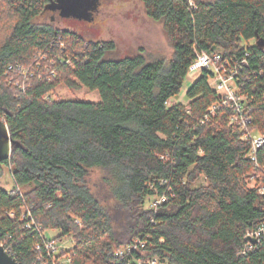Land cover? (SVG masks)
Instances as JSON below:
<instances>
[{
    "label": "trees",
    "instance_id": "obj_1",
    "mask_svg": "<svg viewBox=\"0 0 264 264\" xmlns=\"http://www.w3.org/2000/svg\"><path fill=\"white\" fill-rule=\"evenodd\" d=\"M141 1L164 25L169 62L115 60L113 43L37 23L57 0H0V119L19 144L0 164V244L18 264L35 261L38 226L57 232L51 239L58 243L72 239L58 256L68 264H125L116 250L136 239L147 242L137 258L157 256L162 264H264V236L245 252L247 233L264 227V147L251 160L252 146L230 125L228 108L201 123L219 100L207 73L187 91V104L168 105L185 89L195 49L247 58L239 94L250 129L264 135V48L257 45L264 0ZM61 83L98 91L102 100H48ZM93 169L106 173L115 210L87 186ZM7 172L10 191L1 184ZM201 178L206 185L195 188ZM155 196L168 201L145 208ZM25 210L36 227H27Z\"/></svg>",
    "mask_w": 264,
    "mask_h": 264
},
{
    "label": "rangeland",
    "instance_id": "obj_2",
    "mask_svg": "<svg viewBox=\"0 0 264 264\" xmlns=\"http://www.w3.org/2000/svg\"><path fill=\"white\" fill-rule=\"evenodd\" d=\"M36 22L51 25L61 31L75 32L88 42L113 43L114 50L108 56L115 60L144 55L148 62L160 59L169 62L174 57L173 46L164 25L149 18L141 0H98L87 18L62 16L59 10L52 8L37 18ZM186 91L187 88L184 89L182 95L170 100L168 105L187 104ZM46 98L48 100L67 99L92 103H98L102 100L98 91H89L85 87L71 89L64 83H61ZM105 177V172L93 169L86 179L87 186L99 199L107 198L106 203H103L104 206L110 210H115L117 203L105 185ZM1 184L5 190H12L14 184L8 172ZM254 184V181L250 180V187ZM204 185H206V181L201 178L194 187ZM157 200H159L157 196L147 198L145 208H151ZM46 235L53 238L58 233L47 231ZM62 245L68 249L73 245V241L67 238L62 242Z\"/></svg>",
    "mask_w": 264,
    "mask_h": 264
},
{
    "label": "built area",
    "instance_id": "obj_3",
    "mask_svg": "<svg viewBox=\"0 0 264 264\" xmlns=\"http://www.w3.org/2000/svg\"><path fill=\"white\" fill-rule=\"evenodd\" d=\"M189 4L192 8H196L192 1H190ZM195 55L196 58L188 70L186 86L187 84L192 86L204 73H207L209 85L219 97L218 102L211 106L204 118L201 120V123L205 124L210 120V118L216 117L219 110L222 108H228L231 110L232 114L230 116L229 123L231 126L237 127L242 131L243 140L249 142L252 146L250 158L251 160L256 161L258 151L264 147V135L257 134L250 129L252 118L247 115L244 103L246 98L245 96L239 94V69L241 66L247 65V58H243L242 61L224 59L220 53H207L197 49H195ZM246 56L248 57L249 54ZM18 70H22V73L25 76L28 74V71L22 69L21 67H18ZM260 75L264 76V72H260ZM190 81H192V83H190ZM252 180L254 181V179ZM259 194L264 196V185L259 188ZM158 199L159 200L156 201L154 206L161 205L168 201L165 196L158 197ZM9 217L15 220L16 214L10 213ZM26 218L32 220V222H29L27 225L29 229H32V226H35V223L29 210H25L23 213L22 219L25 220ZM36 229L40 234L42 243L38 244L36 247L38 254L32 264H68L71 262V258L63 260L58 259L60 250L66 249L62 243H58L47 237L41 227L38 226ZM263 236L264 227L258 229L257 231L248 232L246 239L249 242L246 245L245 252L255 250V245L258 243L261 244ZM252 240H254L255 243H253ZM0 247H3L11 255L4 242L0 244ZM146 247V241L136 239L133 245L117 249L115 258L120 263L125 264H162L160 258L157 256L146 259L137 258L136 253L142 251ZM71 248L72 247L68 249Z\"/></svg>",
    "mask_w": 264,
    "mask_h": 264
},
{
    "label": "water",
    "instance_id": "obj_4",
    "mask_svg": "<svg viewBox=\"0 0 264 264\" xmlns=\"http://www.w3.org/2000/svg\"><path fill=\"white\" fill-rule=\"evenodd\" d=\"M98 0H57L54 9H60L66 17L87 18ZM257 45L264 48V40L257 38ZM19 145L11 136L7 123L0 119V164L11 158L14 145ZM255 243L254 240H252ZM0 264H18L16 259L0 247Z\"/></svg>",
    "mask_w": 264,
    "mask_h": 264
},
{
    "label": "crops",
    "instance_id": "obj_5",
    "mask_svg": "<svg viewBox=\"0 0 264 264\" xmlns=\"http://www.w3.org/2000/svg\"><path fill=\"white\" fill-rule=\"evenodd\" d=\"M188 85V84H187ZM191 86H190V84L188 85V86H186L185 88H187V91L189 90V88H190ZM184 91V90H183ZM186 91V92H187ZM182 95V94H181ZM175 99V98H174Z\"/></svg>",
    "mask_w": 264,
    "mask_h": 264
},
{
    "label": "flooded vegetation",
    "instance_id": "obj_6",
    "mask_svg": "<svg viewBox=\"0 0 264 264\" xmlns=\"http://www.w3.org/2000/svg\"><path fill=\"white\" fill-rule=\"evenodd\" d=\"M58 10V9H57ZM59 13L61 14V10L59 9ZM87 25V24H86ZM90 27V26H89Z\"/></svg>",
    "mask_w": 264,
    "mask_h": 264
}]
</instances>
